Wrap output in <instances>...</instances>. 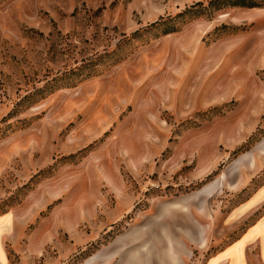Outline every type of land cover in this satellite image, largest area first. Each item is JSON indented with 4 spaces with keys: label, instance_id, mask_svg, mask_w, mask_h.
I'll list each match as a JSON object with an SVG mask.
<instances>
[{
    "label": "rangeland",
    "instance_id": "rangeland-1",
    "mask_svg": "<svg viewBox=\"0 0 264 264\" xmlns=\"http://www.w3.org/2000/svg\"><path fill=\"white\" fill-rule=\"evenodd\" d=\"M199 1L0 0V264L240 263L264 7Z\"/></svg>",
    "mask_w": 264,
    "mask_h": 264
},
{
    "label": "crops",
    "instance_id": "crops-1",
    "mask_svg": "<svg viewBox=\"0 0 264 264\" xmlns=\"http://www.w3.org/2000/svg\"><path fill=\"white\" fill-rule=\"evenodd\" d=\"M264 201V187L261 188L253 197V201L251 203V207L253 208L257 206L259 203ZM262 232V234H260ZM255 241L259 242V261L264 263V219L259 222H257L255 225L251 226L248 228L245 233L241 236L240 239H238L235 242V246L239 247L242 249L243 254L242 257L240 258V263L239 264H249L248 258H247V247H249L251 244H253ZM235 247V248H236ZM234 249V248H233ZM228 249L225 251L224 254L220 256H215L211 259L209 264H221L225 260H228L232 257L231 254L234 252L233 250Z\"/></svg>",
    "mask_w": 264,
    "mask_h": 264
},
{
    "label": "trees",
    "instance_id": "trees-1",
    "mask_svg": "<svg viewBox=\"0 0 264 264\" xmlns=\"http://www.w3.org/2000/svg\"><path fill=\"white\" fill-rule=\"evenodd\" d=\"M264 7V0H209L207 5L202 1H199L192 6L186 8L184 11L178 13L179 15L190 17H200L204 14L211 13L212 11L221 10L227 7ZM174 30V27L165 29V33H170Z\"/></svg>",
    "mask_w": 264,
    "mask_h": 264
}]
</instances>
